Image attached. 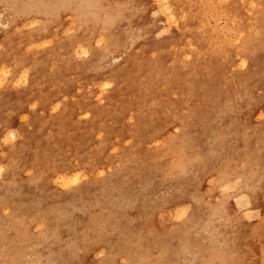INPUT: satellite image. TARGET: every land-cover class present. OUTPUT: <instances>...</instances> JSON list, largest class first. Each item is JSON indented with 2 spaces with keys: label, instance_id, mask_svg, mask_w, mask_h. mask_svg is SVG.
Returning a JSON list of instances; mask_svg holds the SVG:
<instances>
[{
  "label": "rangeland",
  "instance_id": "rangeland-1",
  "mask_svg": "<svg viewBox=\"0 0 264 264\" xmlns=\"http://www.w3.org/2000/svg\"><path fill=\"white\" fill-rule=\"evenodd\" d=\"M161 66L173 93L56 153L123 74ZM257 222L264 0H0V264H228Z\"/></svg>",
  "mask_w": 264,
  "mask_h": 264
},
{
  "label": "bare ground",
  "instance_id": "bare-ground-1",
  "mask_svg": "<svg viewBox=\"0 0 264 264\" xmlns=\"http://www.w3.org/2000/svg\"><path fill=\"white\" fill-rule=\"evenodd\" d=\"M38 66H44L45 62L43 63H37ZM40 72V70L35 73V77H37V74ZM153 77L152 73L149 71L147 76L145 77H139L138 74L134 72V70H129L128 73L123 74L114 84V87L111 91L108 93H103L102 97H100L102 100L99 102L94 103L95 106L93 108L89 109L88 112L93 113V119L91 121H87L85 119H81L78 116L76 119H78V125L72 132V143H69V141H63L59 144L55 143L58 147L56 153L61 155L62 157L66 158L70 153H75L73 151V146L82 147L85 143V140L92 139L94 135H96L97 129L100 125V123L105 120L108 126L111 124L107 122L108 117L107 113L109 112L108 109L111 108H117L120 105H123L124 107H127L129 109L130 107V99H134L135 103L137 104V107H141V110H145L150 104V98L148 95L144 93H140L144 88H147L146 90L151 95L153 99H162L165 96L170 95L173 93V91L176 90V84L173 83L169 77L167 71H165L164 66H161L160 71L156 72V75L153 77V85H150L149 81ZM147 80V82H146ZM34 83V81H32ZM127 111L125 112H128ZM134 113V112H133ZM136 114H139L137 116ZM119 117L122 119H126L127 115L125 113H118ZM135 116H131L130 118L133 119L135 122L138 123V127L134 128L133 136L135 140H139L142 135H144V130L146 127L145 117L143 111H139L138 113H134ZM155 115V114H154ZM118 117V118H119ZM106 118V119H105ZM119 118V119H120ZM46 127H36L35 129V136L38 141L43 143V146L38 148L42 151H49V145L53 144L54 137L49 134L48 131H53L54 128L50 126V122L47 124ZM86 130V132H83ZM46 133L49 134V136H46ZM114 133V134H113ZM124 133H127L125 131V127L123 125H120L117 129H110L107 134L111 136L112 134L115 135H121L123 136ZM106 136V137H109ZM92 159H96L95 155H92L87 159L85 162L90 167L94 161ZM262 196V195H261ZM260 196V197H261ZM247 214V212L245 213ZM166 224V223H165ZM256 227H258V230L263 231L264 228L260 229L261 224L257 222L255 224ZM257 231V230H256ZM251 234L247 235V238H250ZM261 237L264 239V232H257L255 233L253 238ZM249 244V242L243 241L241 244V250H237L233 252V259L228 264H264V242L259 243L255 246L250 247L248 250L246 249V246Z\"/></svg>",
  "mask_w": 264,
  "mask_h": 264
}]
</instances>
